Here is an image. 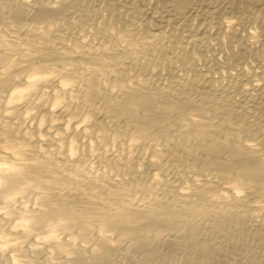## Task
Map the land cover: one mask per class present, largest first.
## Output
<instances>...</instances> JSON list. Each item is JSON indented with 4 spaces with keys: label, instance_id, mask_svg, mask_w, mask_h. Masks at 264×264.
<instances>
[{
    "label": "bare ground",
    "instance_id": "1",
    "mask_svg": "<svg viewBox=\"0 0 264 264\" xmlns=\"http://www.w3.org/2000/svg\"><path fill=\"white\" fill-rule=\"evenodd\" d=\"M177 251L264 264V0H0V264Z\"/></svg>",
    "mask_w": 264,
    "mask_h": 264
},
{
    "label": "rangeland",
    "instance_id": "2",
    "mask_svg": "<svg viewBox=\"0 0 264 264\" xmlns=\"http://www.w3.org/2000/svg\"><path fill=\"white\" fill-rule=\"evenodd\" d=\"M27 1H31V0H27ZM67 15V13L65 14ZM76 17V14H74L72 11H70L67 15V17L65 18V22L67 23H70V22H73L74 18ZM57 30V27H52L50 29V32L53 31L52 33L48 34V35H53V34H57V32H55ZM232 225V224H231ZM229 225V227L231 226ZM204 224L202 223L201 225V228L202 229V235L199 237V242H203L205 239H207L208 237L213 241V240H219L220 237H221V234L218 232V230H214V231H211L209 233V236L206 237L205 236V228H204ZM233 226V225H232ZM234 228V226L232 227ZM222 231H227V228H224L222 229ZM243 232V231H242ZM230 234L233 235V232H230ZM204 235V236H203ZM223 235V234H222ZM232 248H237V246L235 244H232ZM180 249L182 250L183 247L180 246ZM183 251V250H182ZM181 251V252H182ZM184 252V251H183ZM258 253L261 255L262 251L258 249ZM176 257L174 258V261L171 263V264H178L177 261H178V257L180 255V252L177 251L175 253ZM201 258V255L200 254H196L195 256H193V259H192V264H197L199 262V259ZM131 263V260L127 259V261H124L123 264H130Z\"/></svg>",
    "mask_w": 264,
    "mask_h": 264
}]
</instances>
